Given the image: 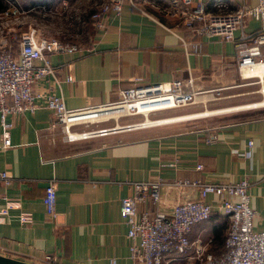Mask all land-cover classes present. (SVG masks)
I'll return each instance as SVG.
<instances>
[{
  "label": "crops",
  "instance_id": "0c3cea01",
  "mask_svg": "<svg viewBox=\"0 0 264 264\" xmlns=\"http://www.w3.org/2000/svg\"><path fill=\"white\" fill-rule=\"evenodd\" d=\"M224 3L225 12H233L240 4L254 6L256 0ZM138 4L146 14L124 5L120 15L104 17V28H93L80 50L49 55L55 78L35 81L32 90L59 95L67 108H79L113 101L123 88L188 76L197 89L226 87L221 93L252 86L239 78L233 41L222 42L184 26L171 13L169 0H138ZM206 9L214 12L209 0ZM262 26L263 20L245 21L247 32ZM182 40L197 49L187 53ZM37 101L41 106L33 111L6 115L9 145L3 144L0 124V171L11 177L8 183L0 181V255L33 264H42L47 254L58 264H134L129 258L128 227L119 215L120 199L134 195V183L154 180L163 184L160 202L144 196L136 204L138 213H169L176 203L197 199L196 187L174 186L175 182L236 181L247 175L250 207L256 213L253 229L264 230V107L178 114L156 126L119 127L104 136L69 142L51 126L52 112L43 99ZM232 108L237 111L218 112ZM204 111L224 115L177 119ZM120 121L119 126L128 124ZM209 129L219 132L213 144L204 142ZM248 141L253 142L249 157L233 153L246 148ZM197 163L202 170L195 169ZM51 179L56 181L57 214L52 221L42 204ZM205 200L212 213L192 226L191 246L182 255H166L162 264L199 263L194 258L199 245L214 255L224 251L228 221L216 208L214 195ZM21 215L30 220L21 222Z\"/></svg>",
  "mask_w": 264,
  "mask_h": 264
},
{
  "label": "built area",
  "instance_id": "2783aa9c",
  "mask_svg": "<svg viewBox=\"0 0 264 264\" xmlns=\"http://www.w3.org/2000/svg\"><path fill=\"white\" fill-rule=\"evenodd\" d=\"M7 8L0 12V18L16 13V0H4ZM171 13L179 17V22L198 33L217 37L222 42H234V55L239 78L246 80L242 84H257L258 92L264 98V26L255 31H245L247 18L264 21V0H256L254 6L240 4L233 12H225L224 0H209L213 11L206 9V0H169ZM146 14L138 0H102L90 15L94 29L104 28V17L109 13L120 15L123 6ZM0 21V124L3 144L9 145L6 115L33 111L41 106L37 99H43L44 107L52 112L51 126L58 128L66 141L72 142L104 136L108 132L121 128H144L156 126L153 119L146 123L150 114L167 111L193 102L203 94L220 95L226 87L197 89L194 80L175 79L165 83H151L123 88L117 99L105 103L89 104L79 108H67L61 96L41 95L32 90L37 80L48 76L55 78V69L49 55L73 53L81 49L75 43L60 41L57 38H38L35 29H29L18 35L16 48L10 44V29H2ZM238 35L235 37V33ZM182 44L187 53L195 51L193 43ZM37 61L39 63H37ZM256 67L263 70L261 75L248 74ZM71 78L68 76L67 80ZM141 115L144 121L119 126L117 120L124 116ZM114 120L113 127L92 128L103 122ZM151 120V119H150ZM217 129H209L204 135L206 144L218 141ZM74 134V135H73ZM252 141L246 148L233 149V153L243 157L250 156ZM195 169L202 170L197 163ZM11 177L0 171V181L8 183ZM177 186H192L198 189L195 200H186L172 206L169 213H138L136 204L148 196L154 203L161 199L162 182L159 180L136 182L134 195L120 199L119 215L127 225L126 236L129 239V258L134 264H162L166 255H182L191 246L188 234L193 225L207 220L212 213V205L205 199L208 195L216 197V208L228 221V230L224 240V251L214 255L200 245L195 247V259L199 264H264V230L255 231L253 221L255 211L250 207V182L247 175L238 180L205 182L201 180H183L173 183ZM45 215L55 220L56 181H48L42 197ZM6 209L2 211L5 213ZM28 215H21L20 221L27 223ZM42 264H58L53 255H44Z\"/></svg>",
  "mask_w": 264,
  "mask_h": 264
},
{
  "label": "rangeland",
  "instance_id": "374dc122",
  "mask_svg": "<svg viewBox=\"0 0 264 264\" xmlns=\"http://www.w3.org/2000/svg\"><path fill=\"white\" fill-rule=\"evenodd\" d=\"M101 1L102 0H16L18 3L16 6V13L12 14L10 17L0 18L3 26L1 28L4 30L5 28H8L12 34L16 35L10 39V44L13 48H16V37L21 32H25L29 29H35L38 38H57L60 41L81 45L83 44V39L85 38L84 36L87 35V32L85 31L86 17H88L90 13L93 12L94 8L99 5ZM241 81L239 80L238 82ZM243 82H246V80H243ZM249 85L252 86L235 88L232 89L231 92L221 93V95L203 94V96L197 97L189 104L172 110L160 111L150 114L147 123L153 122L151 121L153 119L160 118L159 120H163L167 119L166 117L168 116L188 114L203 110H214L224 107L229 108L237 106L240 108L238 111H241V108H248V105L263 102L264 98L257 91L258 85ZM249 87L251 89H249ZM249 90H256V92L251 95L242 94L243 92ZM230 93L241 94H239V96L234 95L226 97V95ZM223 115L224 114L218 113L194 119L209 120L212 118L221 117ZM119 121V124L121 125L126 123L130 124L142 122L144 121V117L141 115L124 116L119 118L116 122L118 123ZM116 122L114 120H110L108 122L93 125L92 128L113 127Z\"/></svg>",
  "mask_w": 264,
  "mask_h": 264
},
{
  "label": "bare ground",
  "instance_id": "6f19581e",
  "mask_svg": "<svg viewBox=\"0 0 264 264\" xmlns=\"http://www.w3.org/2000/svg\"><path fill=\"white\" fill-rule=\"evenodd\" d=\"M260 71V73L258 72V71ZM262 68L261 67H256V68H254L252 71H250V72H247L246 73V75H248V74H253V75H261V72H262ZM263 99V98H262ZM261 105H264V101L263 102H259V103H254V104H251L249 107H259V106H261ZM229 110H236L235 108H232V109H228V110H220V111H218V112H224V111H229ZM216 112H212V111H204V112H202V113H198V114H194V115H188V116H183V117H181V118H177V119H187V118H193V117H202V116H208V115H212V114H215ZM149 118H147V120H148ZM147 120H146V123H147ZM159 119H155L154 120V122L156 123V124H163L162 123V121L161 120H159ZM152 121V120H151ZM164 121V120H163ZM165 121H167V120H165ZM164 121V122H165ZM166 123H169V122H166ZM148 124V123H147ZM74 135V134H73Z\"/></svg>",
  "mask_w": 264,
  "mask_h": 264
},
{
  "label": "trees",
  "instance_id": "16d2710c",
  "mask_svg": "<svg viewBox=\"0 0 264 264\" xmlns=\"http://www.w3.org/2000/svg\"><path fill=\"white\" fill-rule=\"evenodd\" d=\"M7 8V4H6V2L4 1V0H0V12L1 11H4L5 9ZM90 15H91V13H90ZM90 15L88 16V17H86V25H85V31L87 32V35H85L84 37L86 38L87 36H88V34H90V33H92V31H93V26H92V21H91V19H90ZM18 36L16 37V43H17V41H18ZM84 38V39H85ZM83 39V40H84ZM12 46V45H11ZM224 250V249H223ZM197 264H199V263H197Z\"/></svg>",
  "mask_w": 264,
  "mask_h": 264
},
{
  "label": "water",
  "instance_id": "95a60500",
  "mask_svg": "<svg viewBox=\"0 0 264 264\" xmlns=\"http://www.w3.org/2000/svg\"><path fill=\"white\" fill-rule=\"evenodd\" d=\"M0 264H33L26 261L10 258L7 256L0 255Z\"/></svg>",
  "mask_w": 264,
  "mask_h": 264
}]
</instances>
